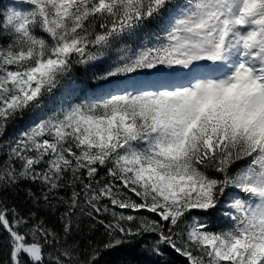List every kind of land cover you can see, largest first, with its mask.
Wrapping results in <instances>:
<instances>
[{
  "label": "snow or ice",
  "instance_id": "6c2138e0",
  "mask_svg": "<svg viewBox=\"0 0 264 264\" xmlns=\"http://www.w3.org/2000/svg\"><path fill=\"white\" fill-rule=\"evenodd\" d=\"M2 7L0 136L45 106L75 65L102 60L126 37L144 39L119 48L96 77L110 86L103 96L61 106L21 132L0 183H39L45 201L72 187L63 201L65 239L82 196L93 219L110 213L114 222L98 221L108 239L91 248L86 264H121L112 259L116 250L145 232L159 236L158 256L164 244L188 264H264V0H16ZM229 189L236 195L225 203ZM112 208L146 210L165 223ZM222 208L231 226L220 231L193 214L214 217ZM138 218L135 229L122 223ZM28 223L0 209L10 264H50L44 245L58 244L59 235ZM61 255L72 259L69 249Z\"/></svg>",
  "mask_w": 264,
  "mask_h": 264
},
{
  "label": "trees",
  "instance_id": "16d2710c",
  "mask_svg": "<svg viewBox=\"0 0 264 264\" xmlns=\"http://www.w3.org/2000/svg\"><path fill=\"white\" fill-rule=\"evenodd\" d=\"M2 6L9 7V0H0V13H3L5 10ZM138 44H140V36L126 37L123 41L116 42L113 49L109 50L102 60L87 65H75L71 77L63 82L62 87L55 91L54 96L48 98L45 106H42L35 113L26 115L23 120H18L16 123L10 125L5 134L0 136V171L7 165L10 147L21 132L25 131L33 123L53 115L63 104L81 103L82 98H74L71 93L83 88L85 90L94 89L104 84V82L97 80L96 77L117 58L119 55L117 50L124 46L136 47ZM72 84L75 85L74 89L70 90L69 87L66 88V86ZM85 90H82V92ZM245 163L240 162V164L234 166L233 173ZM15 167L19 169L20 166L17 163ZM213 175L217 178H222L217 173H213ZM98 179H101V183L109 180L106 169H100ZM72 191L73 188L66 185L54 193H48L49 199L45 201L43 195L47 193V189L39 183L23 179L15 184L0 183V209L7 210V216L10 220L13 219L15 214L17 218L23 217L28 220V227L43 222V227L59 235L60 241L58 244L50 243L44 245L46 259L50 261V264H55L57 258L68 261L69 264H86L91 248L102 245L108 239L104 226L98 223V221L103 220L105 223L114 222L110 213L100 214L99 216L93 213L96 219L87 215L91 209L83 202L82 196L81 207L77 208L70 217L72 232L65 239L63 232L64 219H68V217H65L67 205L63 201L70 200ZM76 191H80V185L78 184L76 185ZM29 192L33 195L29 196ZM128 195L133 196L134 199H138L132 193H128ZM233 195H236V190H227V196L223 198L225 203L230 202ZM107 203L108 201L106 200L101 202L102 205ZM109 207L111 208L110 204ZM13 210H15V213ZM112 211L123 212L125 215H137L138 217L147 216L151 220L165 223L160 221L157 214L148 213L146 210H141L140 213H133L130 209L112 208ZM223 212L224 209L222 208L216 216L208 217L200 213L199 210H193V214L198 219H201L210 231H220L231 226L230 219L225 217ZM122 223L126 227L135 229L139 225L140 220L138 218L131 224H128V222ZM19 230L21 232L25 231V226H21ZM165 231L167 232V226L165 227ZM117 235L119 234L117 233ZM158 239L159 236L151 232L130 237V242L116 250L112 259L121 262V264H188L185 257L180 256L164 244L159 245L163 255L158 256L153 251V248L157 246ZM40 242L44 243L43 240ZM65 249L71 250V261H69L68 257L61 255ZM9 253L8 233L0 227V264H10Z\"/></svg>",
  "mask_w": 264,
  "mask_h": 264
},
{
  "label": "rangeland",
  "instance_id": "374dc122",
  "mask_svg": "<svg viewBox=\"0 0 264 264\" xmlns=\"http://www.w3.org/2000/svg\"><path fill=\"white\" fill-rule=\"evenodd\" d=\"M13 5H16V0H13L12 3H11V6ZM19 7L21 8H26L27 6L26 5H19ZM101 97V96H100Z\"/></svg>",
  "mask_w": 264,
  "mask_h": 264
}]
</instances>
